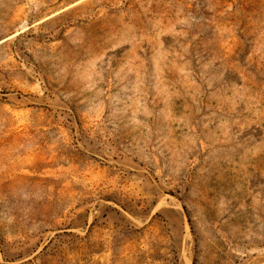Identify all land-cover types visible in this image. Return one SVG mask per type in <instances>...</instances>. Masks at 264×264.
Segmentation results:
<instances>
[{
	"label": "rangeland",
	"instance_id": "rangeland-1",
	"mask_svg": "<svg viewBox=\"0 0 264 264\" xmlns=\"http://www.w3.org/2000/svg\"><path fill=\"white\" fill-rule=\"evenodd\" d=\"M0 264H264V0H0Z\"/></svg>",
	"mask_w": 264,
	"mask_h": 264
}]
</instances>
